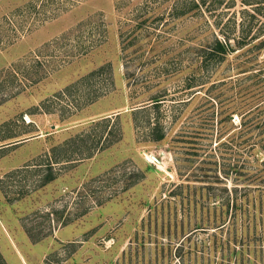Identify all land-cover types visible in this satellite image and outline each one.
<instances>
[{
	"label": "rangeland",
	"instance_id": "rangeland-1",
	"mask_svg": "<svg viewBox=\"0 0 264 264\" xmlns=\"http://www.w3.org/2000/svg\"><path fill=\"white\" fill-rule=\"evenodd\" d=\"M246 2L0 0V261L264 264V50L206 52Z\"/></svg>",
	"mask_w": 264,
	"mask_h": 264
},
{
	"label": "trees",
	"instance_id": "trees-1",
	"mask_svg": "<svg viewBox=\"0 0 264 264\" xmlns=\"http://www.w3.org/2000/svg\"><path fill=\"white\" fill-rule=\"evenodd\" d=\"M246 4L251 6L241 9L242 18L238 19V21H231L229 19L227 21L226 19V21L222 25H220V27H218V31L214 34V44L212 46H208V49H206L209 58L217 54L219 57L218 61L220 62L225 59L226 55L236 51L238 52L240 50H243L242 53L254 51V53H256V51L258 50H264V23H260L256 26H254L253 23V18L258 12H260V7L259 5H252L253 3L250 2H246ZM251 10L254 12L250 13ZM244 14L250 15L251 18L248 22L244 21ZM65 57L66 59H64V61L68 62V59L72 58L73 56L66 54ZM39 79L40 78H38V80ZM254 176L255 175H252L247 178L249 181L253 182L256 180V177ZM239 179V177H236V180ZM216 180L218 181L221 179L217 177ZM204 188L209 189L210 186L206 185ZM249 188L250 187L248 185H242L241 189H239L237 186H234L232 189V226H239L240 223L249 225L250 222L253 223L255 219H259L260 217L264 216V198L260 194L256 195L255 198V195L250 194L251 190ZM224 189L226 188L224 187ZM228 204L229 199L226 203V197H221L219 201V208L221 213H223L222 208H224V206L228 207ZM218 215L220 217V214ZM219 220H215V222ZM0 264H7V262L2 260L0 261Z\"/></svg>",
	"mask_w": 264,
	"mask_h": 264
}]
</instances>
